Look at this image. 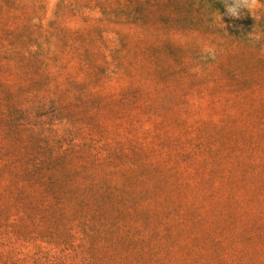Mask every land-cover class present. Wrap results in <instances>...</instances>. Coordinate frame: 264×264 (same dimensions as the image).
Returning a JSON list of instances; mask_svg holds the SVG:
<instances>
[{"label": "rangeland", "instance_id": "obj_1", "mask_svg": "<svg viewBox=\"0 0 264 264\" xmlns=\"http://www.w3.org/2000/svg\"><path fill=\"white\" fill-rule=\"evenodd\" d=\"M227 2L0 0V264H264V0Z\"/></svg>", "mask_w": 264, "mask_h": 264}, {"label": "clouds", "instance_id": "obj_2", "mask_svg": "<svg viewBox=\"0 0 264 264\" xmlns=\"http://www.w3.org/2000/svg\"><path fill=\"white\" fill-rule=\"evenodd\" d=\"M255 7L254 0H230L225 5V15L239 19L244 13L243 10H249ZM219 22L222 23V17H219Z\"/></svg>", "mask_w": 264, "mask_h": 264}]
</instances>
